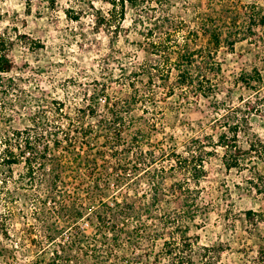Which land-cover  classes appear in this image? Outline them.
Listing matches in <instances>:
<instances>
[{"label":"rangeland","instance_id":"rangeland-1","mask_svg":"<svg viewBox=\"0 0 264 264\" xmlns=\"http://www.w3.org/2000/svg\"><path fill=\"white\" fill-rule=\"evenodd\" d=\"M58 1L56 10L48 9L44 2H34L28 11L23 0H0V29L29 38H18L14 44V59L22 69L13 75L21 78V88L26 92L21 97L32 105L36 103L33 98L62 103L59 114L51 106L47 117L48 134H57L64 142L53 151L61 167L57 199L43 206V217L36 213L42 205L22 197L29 187L26 180L18 181L23 166L14 168V181L8 189L17 197L7 205L14 213L0 264H51L53 249L68 244V238L77 231L88 240L93 238L88 219L83 217L74 231H64L51 245L46 233H55L68 220L66 215V219L60 218L58 203L94 206L101 198L107 205L125 198L150 203L154 197L149 217L128 222L131 227L138 225L144 242L135 250L127 245L115 248L113 259L166 264L163 243L181 231L190 264H254L264 247V162L254 156L240 169L227 170L217 141L222 134V114L255 95L235 84L238 75L257 68L264 79V27L248 36L244 27L231 28V18L240 7L248 6L264 15V0H150V4L164 5L174 18L167 28L177 34L172 39L197 52V63L205 61L195 71L204 77V85L197 90L177 84L180 68L176 65L184 67L177 63V46L171 44L162 58L154 55L148 40L138 33L141 30L145 34V26L135 29L131 24V10L122 23L97 25L94 19L107 17L109 6L94 0V10L86 8L80 21L71 22L64 9L77 4ZM244 13L240 11L239 23L248 21ZM202 21L222 30V43L216 52L201 31ZM228 31L237 39L247 34L233 50L224 42ZM132 85L142 99L129 107L119 105L121 122L109 123L112 105L127 99L133 93ZM91 103L94 107L89 109ZM12 104L16 107L12 115L18 114L12 125L24 129L35 107L29 110L24 104ZM1 124L9 126L5 120ZM253 137L264 140V117L258 114H252L241 128L239 141L244 149ZM199 144L204 147V171L195 184L187 171L179 170L176 157L188 156L189 146ZM120 171L127 182L117 186ZM96 184L99 191L102 187L105 190L101 198L89 196ZM43 192L45 187L40 195ZM247 211L256 213L252 225L246 220ZM42 223L53 230L43 233ZM141 229L146 234H141ZM85 246V253L91 255L92 242Z\"/></svg>","mask_w":264,"mask_h":264},{"label":"trees","instance_id":"trees-1","mask_svg":"<svg viewBox=\"0 0 264 264\" xmlns=\"http://www.w3.org/2000/svg\"><path fill=\"white\" fill-rule=\"evenodd\" d=\"M23 1L28 11H30L34 2H44L47 4V8L51 10L59 8L58 0ZM102 1L109 6V11L107 17L103 16L100 17V19L97 16L94 19L97 25L103 23L109 25L114 21L122 23L123 20H125L127 10H131L134 12V19H132L131 24L135 29L139 28L138 26L141 28L145 26L146 33L144 34L141 30L138 31V33L144 35L145 39L148 40L154 55L162 58L165 56V52H167L171 44L177 46V63L184 66L179 67L176 65V68H180L177 69L178 86H190L197 90V88L199 89L204 85L203 80H201L204 77L200 78L197 74L198 72L195 71L200 70V66L204 64L205 61L201 60L200 63H197V59L195 58L197 52L194 53V51H190L186 44L181 45L178 41L172 39H176L177 34L170 33L171 31H168L167 28H171L170 26H172L174 18L167 9H165L164 5L161 3L157 4L155 1L154 3H156V5L150 4V0ZM69 2H71V4L75 2L77 4V7L70 5L67 9H64L66 18L71 22L80 21L82 15L87 11L86 8L94 10V0H69ZM84 2L86 7L83 6ZM157 6L161 10H158ZM255 9L256 8L253 6L240 7L231 18V28L243 29L244 27L248 36L253 35L252 30H257L260 27L263 28L264 15H261L260 11L257 13ZM240 11L245 12L244 14L247 16V22L241 21V23H239ZM254 12H256V14H254ZM98 14H100L99 11ZM105 18H107V20ZM201 31L204 36H208L209 44L212 45L213 51H218L222 43V30L212 29V27H208V25L202 21ZM173 32L175 33V31ZM154 34L156 35L155 37H153ZM247 34L241 37V39H237L233 38L230 31H228V36H225L224 42L233 50L238 40H245ZM18 38L21 41L29 40L27 35H19L17 31H14L13 34L9 32L7 28L0 29V209H2L0 210V260L5 257L7 247L4 240L10 237V219L14 213L7 205L12 203L17 197L12 190L8 189L9 184L14 181V168L21 165L23 166L24 172L20 174L19 178L21 179H18V181L26 180V184H28L29 187L25 190L22 197L28 201H35L39 205H42L36 210L37 216L40 218L45 214L43 206L51 200L56 202L57 198L55 197V191L59 180H61L58 170V168H61L59 159L58 157H54L53 151L58 150L64 142L57 134H48L51 129L49 127L50 120L47 117V110L52 106L55 113L59 114L62 103L59 101H53L52 103H48L47 101L41 102L39 98H33V101L36 103L32 105L27 99L21 97L22 94L26 93L24 89L22 90L21 88V78L13 75L22 69L14 59V44ZM34 44L36 45V43ZM211 60H213V58ZM195 66H197V69L193 71L192 68ZM150 74V76H152V73ZM263 80V76L257 68H253L250 72L242 71L235 79V84L240 83L244 89L248 92H254L255 95L245 100L242 106L237 105L231 109H227L226 112L222 114V134L219 136L217 144L223 149L222 161L227 170L232 168L240 169L245 161H248L254 156L264 162V140L253 137V140L247 142V149H244L239 141L241 128H244V125L248 124V118L252 114H258V116L264 117V90L261 89ZM136 88L132 85L133 93L127 99L125 98L124 101L112 105L111 115L107 120L109 123L115 125L121 122L122 114L118 110L119 105L129 107L137 100L142 99V96ZM13 96H15L14 99H12ZM29 100L32 101V99ZM240 101L243 100L241 99ZM14 102H18L20 106L25 105L24 108L29 110L31 106L35 107L34 111L31 112L30 120L28 119L30 124L24 129L12 125L15 117L18 116V114L12 115L16 108L15 105L12 104ZM106 105L108 107L110 106L108 102ZM89 106V109H92L94 103H91ZM2 120L9 123V126L4 127L1 124ZM81 128L84 130V133L87 132L84 127ZM54 132L56 131L54 130ZM193 144H198V142ZM112 148L114 149V147ZM203 148L201 144L189 146L188 156L176 157V164L179 170L187 171L191 178L195 180V184L197 183L196 179H198L204 171V161L202 157ZM107 180H109V177ZM125 182H127L125 173L123 174L120 171L116 179V184L120 186ZM14 183L16 184V182ZM96 186L95 192L92 191L89 196L94 197L97 195L99 198L103 197L105 190L102 189V187L99 191L98 187L100 185L96 184ZM43 187H45V192H43V195H40L39 191L43 189ZM32 188L34 189L33 192H31ZM36 189H38V192ZM98 191L100 193H97ZM136 200L138 201L131 202L125 198L121 202L107 205L101 198L99 204L94 206L91 204L85 205L84 203L78 205L75 202L68 205L58 203V208H56V210L60 218L66 219L63 216L66 215L68 220L64 222V227H58L55 233H46L51 245L57 243L58 237H61L64 231H74L76 224H78L83 217L88 219L87 225L93 231V238L88 240L84 233L77 231L68 238L66 241L68 244H62L53 249L51 252V264H133L130 260L126 259H113V252L115 248L122 245H127L134 250L138 249L141 246L140 243L145 240L139 234V230H137L138 225L131 227L128 222L130 219L139 220L143 215L149 217V214L152 213L151 208L154 205L153 202H155V197L154 201L152 200L150 203H143L140 199ZM15 202L16 201H14V203ZM245 216L248 224L252 225L256 220V213L253 211H247ZM42 228L43 233L53 230L51 226L48 227L46 225L45 227L44 224ZM143 229L140 230V233L146 234V231ZM178 235H180V238L177 237ZM161 236L164 238L165 233ZM177 236L171 238L172 242L170 241L171 239L167 241L165 239L163 243L164 253L167 257L166 264H190V261H186L187 254L184 247L187 249V245L183 243L182 232L179 231ZM88 241H91L93 245L90 251L91 255L85 253V245ZM33 243L35 245L37 241H33ZM112 247L113 249H111ZM260 249L261 251L258 252L257 259L253 262L254 264L264 261V247ZM43 250L44 248L41 251ZM89 257L92 259L90 262L88 261ZM149 264L153 263L150 262Z\"/></svg>","mask_w":264,"mask_h":264}]
</instances>
